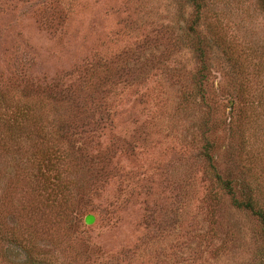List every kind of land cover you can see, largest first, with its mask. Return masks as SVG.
Segmentation results:
<instances>
[{
  "label": "rangeland",
  "instance_id": "obj_1",
  "mask_svg": "<svg viewBox=\"0 0 264 264\" xmlns=\"http://www.w3.org/2000/svg\"><path fill=\"white\" fill-rule=\"evenodd\" d=\"M192 11L0 0V264H264V11Z\"/></svg>",
  "mask_w": 264,
  "mask_h": 264
},
{
  "label": "trees",
  "instance_id": "obj_2",
  "mask_svg": "<svg viewBox=\"0 0 264 264\" xmlns=\"http://www.w3.org/2000/svg\"><path fill=\"white\" fill-rule=\"evenodd\" d=\"M192 7H193V13L191 16V21L189 25V30L191 33L190 36L197 35L199 39V43H197V46L195 47V51H197L198 56L200 59L203 58L204 51L202 48V42L203 38L200 36V31L198 30V25L203 17V9L205 7V0H189ZM259 7L261 10L264 11V0H257ZM206 156L211 159V157L206 153ZM218 182L220 183L221 187L226 190V192L231 196V200L233 201V204L236 208L242 209V210H250L254 216L258 219L260 223V229L262 236L264 237V206H261L259 204V201L254 196V191L250 189L249 187L245 190V193L243 196H241L235 185H232L231 180H223L218 176ZM31 260V258H30Z\"/></svg>",
  "mask_w": 264,
  "mask_h": 264
},
{
  "label": "water",
  "instance_id": "obj_3",
  "mask_svg": "<svg viewBox=\"0 0 264 264\" xmlns=\"http://www.w3.org/2000/svg\"><path fill=\"white\" fill-rule=\"evenodd\" d=\"M93 220H94V216L92 214H88L84 218L86 224H91Z\"/></svg>",
  "mask_w": 264,
  "mask_h": 264
}]
</instances>
